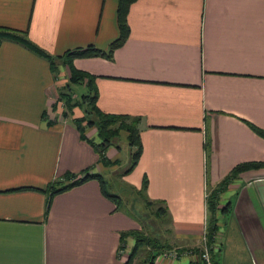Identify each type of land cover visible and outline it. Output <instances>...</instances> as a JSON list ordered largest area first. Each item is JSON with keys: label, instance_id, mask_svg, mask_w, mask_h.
<instances>
[{"label": "crops", "instance_id": "obj_1", "mask_svg": "<svg viewBox=\"0 0 264 264\" xmlns=\"http://www.w3.org/2000/svg\"><path fill=\"white\" fill-rule=\"evenodd\" d=\"M118 3L0 0V26L26 32L53 56L108 49L120 34ZM128 24L112 59L73 60L96 76L102 112L141 118L142 153L122 185L141 194L147 178L144 201L162 207L169 226L154 238L180 252L202 247L209 196L219 189L214 264H264V167L218 188L238 164L264 162V138L245 122L264 129V0H136ZM57 62L54 70L24 44L0 42V264H124L136 244L128 232L150 235L98 180L55 195L47 211L41 188L86 171L106 178L121 164L117 140L107 149L117 163L106 165L89 141L99 142L96 129L82 138L74 122L83 111L63 113L57 93L67 65ZM166 249L152 261L153 248L142 247L133 264L198 261L164 257Z\"/></svg>", "mask_w": 264, "mask_h": 264}, {"label": "trees", "instance_id": "obj_2", "mask_svg": "<svg viewBox=\"0 0 264 264\" xmlns=\"http://www.w3.org/2000/svg\"><path fill=\"white\" fill-rule=\"evenodd\" d=\"M136 0H119L117 15H118V25L120 34L116 40H114L108 49H100L94 45H88L87 47H79L74 50H67L63 55L53 56L46 52L43 48L32 42L26 32L16 30L9 27L0 26V42L5 39L14 40L20 42L31 49L34 53L50 61L52 68L55 70L57 67V60H62V62L67 65L70 69V77L67 81L65 88L70 91L71 85L74 84H86L88 90L86 93H83L81 100L79 102H73L72 93L62 92L61 96H65L67 102L70 104L71 108H74L76 105H85V115L81 118H76L74 120L78 129L81 132L82 138H85L86 130L89 126L96 127L98 136L100 138L99 142H95L93 139L89 141L96 147L98 153L101 157V160L104 164L110 165L113 164L112 161L107 157V149L111 145H115V140L121 136L122 132L127 133V140L129 145L132 148L131 152V161L129 167L124 171L125 174L130 173L137 166L142 153V142L140 139V117H133L124 114H108L102 112L97 106V99L99 91L96 86V76L83 70H79L73 64V60L77 57H94V56H103L108 59H112L114 50L121 46L130 34V26L128 24V12L131 4ZM67 116V112H64ZM84 122H86L84 124ZM245 122L250 126V128L259 136L264 138V129L258 125L245 120ZM264 167L263 161H251L238 164L230 174L222 181V184L218 188H222V185L228 184L232 179L238 176L241 172ZM65 181H56L50 183L46 188H41L49 193V200L47 205V211L51 206L52 199L55 195L69 191L70 189L82 185L88 180L96 179L99 181L103 194L114 201L116 204V210H120L123 204V198L120 195L112 193L107 187V180L101 173H94L86 171L83 175L76 174H67L65 176ZM147 188V178H145L143 187L139 191L143 194ZM218 192L219 189L214 190L209 196L208 207L211 213L209 222H208V244L211 245V241L215 238V233L218 230V223L216 212L218 210ZM151 203V202H147ZM162 207L156 210L157 216L161 217ZM165 210V209H164ZM136 239V244L133 247L131 253L128 256V259L124 264H133L136 255L138 254L140 248L147 245L153 248V251H150L147 257L152 261L160 254V249H166L164 244H159L158 239L152 236H148L142 231H131L128 232ZM197 251H199L197 249ZM195 264H201L200 261H197Z\"/></svg>", "mask_w": 264, "mask_h": 264}, {"label": "rangeland", "instance_id": "obj_3", "mask_svg": "<svg viewBox=\"0 0 264 264\" xmlns=\"http://www.w3.org/2000/svg\"><path fill=\"white\" fill-rule=\"evenodd\" d=\"M61 75H59V80L61 81L62 86L58 88L57 97L60 99V101L64 102L63 106L60 108H64V112H73L74 108H79L81 111H83L85 115V105H76L74 108L70 107V104L67 102L66 97L63 95L61 96L62 92H70L72 93L73 102H79L81 100V96L83 93H86L88 88L86 84H74L71 85L70 91L65 88L67 81L70 77V69L67 66H64L62 68V71L60 72ZM60 97V98H59ZM63 112V113H64ZM86 122H84L85 124ZM88 128H95L89 126ZM97 132V129H96ZM125 135V132L123 133ZM122 136L118 137L117 144L121 148V164L119 166L118 170H113L110 172L111 176H106L107 180V187L108 189L117 195H120L123 198V205L125 208H127L130 212L135 214V216L138 217L139 221L142 224L143 231L145 230L150 236L155 237L156 235H159L160 239L163 236L167 235V230L169 229V226L166 224V220L164 218H159L156 215V207H150L148 206L144 201V196L142 194L137 193L136 191H129L125 185H122L121 183V175L124 173V171L129 167L130 161H131V152L132 148L126 141L122 140ZM97 140L100 141V138L97 133ZM114 163V162H113ZM117 162H115L113 165H116ZM120 163V160L118 161ZM125 174V173H124ZM134 208V210H132ZM157 226V228L155 227ZM154 229L156 231L158 230V234L155 233ZM217 233H215V239L217 237ZM199 248L198 250H200ZM193 251H197L195 249H192ZM198 252V251H197ZM182 253V252H181ZM197 258V256H196ZM139 259H143L139 258Z\"/></svg>", "mask_w": 264, "mask_h": 264}, {"label": "built area", "instance_id": "obj_4", "mask_svg": "<svg viewBox=\"0 0 264 264\" xmlns=\"http://www.w3.org/2000/svg\"><path fill=\"white\" fill-rule=\"evenodd\" d=\"M204 243L201 247V249L197 251L189 250L185 252H180L178 250H164L162 252V255L167 258H178L181 255L188 253V254H195L197 256V260L201 262V264H214L213 257H212V246L208 244V237H207V226L205 229L204 237H203Z\"/></svg>", "mask_w": 264, "mask_h": 264}]
</instances>
